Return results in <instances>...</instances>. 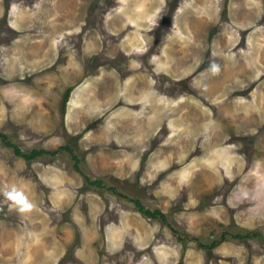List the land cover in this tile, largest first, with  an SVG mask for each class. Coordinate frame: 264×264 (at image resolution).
<instances>
[{
	"label": "rangeland",
	"instance_id": "obj_1",
	"mask_svg": "<svg viewBox=\"0 0 264 264\" xmlns=\"http://www.w3.org/2000/svg\"><path fill=\"white\" fill-rule=\"evenodd\" d=\"M263 55L264 0H0V264H264Z\"/></svg>",
	"mask_w": 264,
	"mask_h": 264
},
{
	"label": "trees",
	"instance_id": "obj_2",
	"mask_svg": "<svg viewBox=\"0 0 264 264\" xmlns=\"http://www.w3.org/2000/svg\"><path fill=\"white\" fill-rule=\"evenodd\" d=\"M9 144H11L9 141H7ZM13 147H15L16 149V152H18L19 154H22L24 155L27 159H30L32 158L33 156H35L37 153H40V152H43V150H38V149H34L31 153H25L23 152L20 148L16 147L15 145H13ZM64 148H68L69 149V146H64ZM87 178V177H86ZM89 179V178H87ZM91 183H96V184H100L101 183V180L100 179H96V180H92ZM138 202V205H139V209L142 213H144L146 216L148 217H155V216H158L160 215L161 218H163V214L160 212V211H151L149 209H146L144 208L143 205H141V203L139 201Z\"/></svg>",
	"mask_w": 264,
	"mask_h": 264
},
{
	"label": "bare ground",
	"instance_id": "obj_3",
	"mask_svg": "<svg viewBox=\"0 0 264 264\" xmlns=\"http://www.w3.org/2000/svg\"><path fill=\"white\" fill-rule=\"evenodd\" d=\"M189 42H190V41H189ZM258 44H259V43H258ZM263 56H264V55H263ZM224 58H225V57H224ZM261 58H262V57H261ZM226 59H227V58H226ZM242 63H243V62H242ZM243 64H244V63H243ZM236 66H237V65H236ZM240 67L242 68L241 65H240ZM234 68H236V67H234ZM231 70H233V68H232ZM235 73H236V72H235ZM89 94H90V93H89ZM148 94H150V93H148ZM139 97H140V96H139ZM89 98L91 99L92 97L90 96ZM156 100H157V99H156ZM156 100H155V101H156ZM153 103H154V102H153ZM190 105H191V104H190ZM150 108H151V107H150ZM86 109H87V108H86ZM172 109H173V108H172ZM175 109H176V108H175ZM89 111H90V110H89ZM89 111H88V112H89ZM92 112H93V111H92ZM89 113H90V112H89ZM193 116H194V115H193ZM195 116H196V115H195ZM199 116H200V115H199ZM174 118H175V117H174ZM154 119H155V118H154ZM176 119H177V118H176ZM196 119H197V118H196ZM198 119H199V118H198ZM209 119H211V118H209ZM193 121H194V120H193ZM157 122H158V121H157ZM195 122H196V121H195ZM202 122H203V121H202ZM204 122H205V121H204ZM176 123H177V122H176ZM189 123H190V122H189ZM200 123H201V122H200ZM177 124H178V123H177ZM183 124H184V123H183ZM183 124H182V125H183ZM201 124H202V123H201ZM210 124H211V123H210ZM157 125H158V124H157ZM174 125H175V121H174ZM198 125H199V124H198ZM203 125H204V124H203ZM207 125H208V124H207ZM207 125H206V127H207ZM184 126H185V125H184ZM184 126H183V127H184ZM195 126H196V125H195ZM204 126H205V125H204ZM208 126H209V125H208ZM211 126H212V125H211ZM151 127H152V126H151ZM167 127H168V126H167ZM181 127H182V126H181ZM185 128H186V126H185ZM190 128H191V127H190ZM198 128H201V127L198 126ZM187 129H189V128H187ZM187 129H186V130H187ZM124 130H126V129H124ZM131 130H133V129H131ZM171 130H172V129H171ZM193 130H194V129H193ZM193 130H192V131H193ZM195 130H196V129H195ZM202 130H203V129H202ZM126 131H127V130H126ZM127 132H128V131H127ZM197 132H198V131H197ZM195 133H196V132H195ZM133 134H134V133H133ZM137 134H139V133H137ZM193 134H194V133H193ZM129 135H130V134H129ZM131 135H132V134H131ZM195 135H196V134H195ZM195 135H194V136H195ZM126 136H127V135H126ZM192 137H193V136H192ZM184 140H185V139H184ZM184 142H185V141H184ZM182 145H183V144H182ZM180 146H181V145H180ZM184 146H185V145H184ZM166 148H167V147H166ZM258 176H259V175H258ZM256 212H257V211H256Z\"/></svg>",
	"mask_w": 264,
	"mask_h": 264
},
{
	"label": "crops",
	"instance_id": "obj_4",
	"mask_svg": "<svg viewBox=\"0 0 264 264\" xmlns=\"http://www.w3.org/2000/svg\"><path fill=\"white\" fill-rule=\"evenodd\" d=\"M39 249V248H38ZM39 252H43V250L42 249H39Z\"/></svg>",
	"mask_w": 264,
	"mask_h": 264
}]
</instances>
